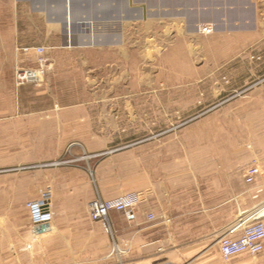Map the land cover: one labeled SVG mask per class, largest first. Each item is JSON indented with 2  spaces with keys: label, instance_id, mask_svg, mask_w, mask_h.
Listing matches in <instances>:
<instances>
[{
  "label": "crops",
  "instance_id": "obj_1",
  "mask_svg": "<svg viewBox=\"0 0 264 264\" xmlns=\"http://www.w3.org/2000/svg\"><path fill=\"white\" fill-rule=\"evenodd\" d=\"M12 3L15 41L45 49L48 85L80 82L92 89L64 104L70 109L57 122L61 138L81 139L70 148L81 150V161L105 158L92 171L63 162L42 171L24 196L5 194V206L23 210L24 220L19 227L9 223L12 234L0 237V264H264V252L228 261L212 253L227 228L264 204L261 188L245 184L241 172L234 188L225 175L210 182L208 173L199 176L184 165L190 157L171 155L176 133L203 108L196 92L189 97L154 87L198 82L202 74L188 76L186 68L231 63L250 38L264 42V0ZM205 26L213 32L202 34ZM34 58L21 62L30 66ZM39 187L52 190L54 228L34 236L23 206L38 198ZM131 192L140 195L131 219L115 211L108 222L89 219L88 204L97 195L108 201ZM183 227L190 241L180 246Z\"/></svg>",
  "mask_w": 264,
  "mask_h": 264
},
{
  "label": "rangeland",
  "instance_id": "obj_2",
  "mask_svg": "<svg viewBox=\"0 0 264 264\" xmlns=\"http://www.w3.org/2000/svg\"><path fill=\"white\" fill-rule=\"evenodd\" d=\"M12 0H0V237L12 234L6 227L9 223L20 226L24 212L12 213L5 206V194L13 193L16 198L28 193L26 187L40 179V173L58 164L80 165L87 171L105 156H94L81 161V150L74 154L72 145L80 138L62 137L61 111L68 112L64 104L89 97L92 89L82 88L80 82L66 84L60 81L52 88L47 83L44 50L26 47L15 41L12 28L15 18ZM249 45L242 48L240 56L231 63L207 67L186 68L188 76L202 74L198 82L155 85V91H178L197 93L201 113L190 115V121L176 133L175 148L170 154L191 158L194 174L206 172L210 182L225 175L226 186H237L236 175L243 174L251 162L257 161L260 175L252 185L261 188L258 201H264V42L256 43L250 38ZM254 42V43H253ZM26 49L28 51H26ZM34 64L24 66L21 59ZM42 60L44 78L41 83L17 84L18 70L39 69ZM164 87V88H163ZM52 88V89H51ZM163 88V89H161ZM191 94V95H190ZM191 98H189L190 100ZM191 102V100H190ZM59 105V108L58 106ZM64 118H71L66 114ZM74 129V128H73ZM180 164H178L179 166ZM219 177V178H218ZM19 190L10 192V187ZM39 189L36 192L38 194ZM26 203V202H25ZM1 204L3 205L1 207ZM264 205V204H263ZM25 209V204L23 206ZM172 230V229H171ZM183 234L178 245L189 243L188 228L178 229ZM17 232L20 231L18 228ZM219 248L214 246L213 252ZM0 263H2L0 239Z\"/></svg>",
  "mask_w": 264,
  "mask_h": 264
},
{
  "label": "built area",
  "instance_id": "obj_3",
  "mask_svg": "<svg viewBox=\"0 0 264 264\" xmlns=\"http://www.w3.org/2000/svg\"><path fill=\"white\" fill-rule=\"evenodd\" d=\"M202 34H211L213 29L210 26L201 28ZM26 51H28L26 49ZM41 54L42 49L35 50ZM42 60H38L39 69L30 71L18 70L15 73L18 85L25 83H41L44 78ZM245 184H254L260 175V167L256 160L243 171ZM53 199L51 188H42L38 191V198L25 203V209L30 216V231L34 236H42L50 233L54 228L52 220V210L50 208ZM140 203L139 193H126L113 200H102L98 195L88 204V214L91 221H107L109 212L115 211L124 215L126 219H131ZM152 220V217H148ZM264 216L256 213L250 214L241 219L222 234L217 240L220 258L224 261L228 259L248 255L252 258L264 252Z\"/></svg>",
  "mask_w": 264,
  "mask_h": 264
},
{
  "label": "bare ground",
  "instance_id": "obj_4",
  "mask_svg": "<svg viewBox=\"0 0 264 264\" xmlns=\"http://www.w3.org/2000/svg\"><path fill=\"white\" fill-rule=\"evenodd\" d=\"M255 213L259 216H264V205L260 206Z\"/></svg>",
  "mask_w": 264,
  "mask_h": 264
}]
</instances>
